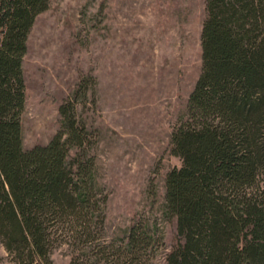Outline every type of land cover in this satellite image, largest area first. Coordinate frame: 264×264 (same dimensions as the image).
Wrapping results in <instances>:
<instances>
[{
    "label": "trees",
    "instance_id": "obj_1",
    "mask_svg": "<svg viewBox=\"0 0 264 264\" xmlns=\"http://www.w3.org/2000/svg\"><path fill=\"white\" fill-rule=\"evenodd\" d=\"M50 0H0V243L14 264H152L156 223L133 217L105 236L107 194L93 149L98 132L78 117L95 86L79 78L58 105L45 144L25 148L22 60ZM201 64L169 153L159 209L174 223L165 264H264V0H204Z\"/></svg>",
    "mask_w": 264,
    "mask_h": 264
},
{
    "label": "rangeland",
    "instance_id": "obj_2",
    "mask_svg": "<svg viewBox=\"0 0 264 264\" xmlns=\"http://www.w3.org/2000/svg\"><path fill=\"white\" fill-rule=\"evenodd\" d=\"M204 0H50L27 38L22 60L25 148L45 144L59 125L58 105L91 76L95 86L77 115L98 132L93 149L107 194L105 236L120 235L133 217L156 223L165 264L174 223L159 209L164 174L179 161L168 150L201 64ZM53 264L68 263L55 247ZM0 264H14L0 243Z\"/></svg>",
    "mask_w": 264,
    "mask_h": 264
}]
</instances>
